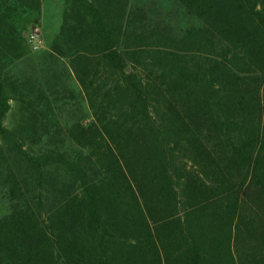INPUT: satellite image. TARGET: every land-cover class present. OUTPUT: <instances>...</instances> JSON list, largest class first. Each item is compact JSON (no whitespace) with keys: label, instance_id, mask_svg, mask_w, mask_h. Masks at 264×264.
Returning a JSON list of instances; mask_svg holds the SVG:
<instances>
[{"label":"trees","instance_id":"1","mask_svg":"<svg viewBox=\"0 0 264 264\" xmlns=\"http://www.w3.org/2000/svg\"><path fill=\"white\" fill-rule=\"evenodd\" d=\"M23 8L0 0V264H264V0H65L40 54Z\"/></svg>","mask_w":264,"mask_h":264},{"label":"rangeland","instance_id":"2","mask_svg":"<svg viewBox=\"0 0 264 264\" xmlns=\"http://www.w3.org/2000/svg\"><path fill=\"white\" fill-rule=\"evenodd\" d=\"M39 9H20L22 15L19 16L16 22L17 31L22 32L23 36L27 39L30 52L32 54H40L48 51L54 40L55 36L59 32L62 24L63 10L65 6V0H39ZM34 35L35 39H31ZM74 78L71 77L70 86L73 88V92H68L66 95L67 103L65 108L61 112L62 118H78L79 117V88L77 84H74ZM12 109L7 114L5 124L8 127L13 125L16 119L17 102L12 100ZM57 113L58 115L60 113ZM0 144L2 141L0 139Z\"/></svg>","mask_w":264,"mask_h":264},{"label":"built area","instance_id":"3","mask_svg":"<svg viewBox=\"0 0 264 264\" xmlns=\"http://www.w3.org/2000/svg\"><path fill=\"white\" fill-rule=\"evenodd\" d=\"M31 39H32V41H33V39H35V36H34V35H32V36H31Z\"/></svg>","mask_w":264,"mask_h":264}]
</instances>
